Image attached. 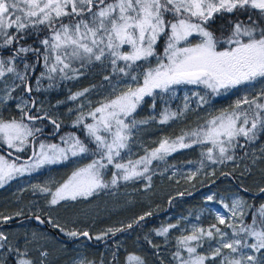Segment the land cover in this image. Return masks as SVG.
Listing matches in <instances>:
<instances>
[{
  "label": "snow or ice",
  "instance_id": "1",
  "mask_svg": "<svg viewBox=\"0 0 264 264\" xmlns=\"http://www.w3.org/2000/svg\"><path fill=\"white\" fill-rule=\"evenodd\" d=\"M224 14L234 19H229V27L222 26L217 35L210 30L211 24ZM41 33L46 35L41 38ZM32 36L37 46L26 42ZM0 52L7 53L0 55V92L3 93L0 107L15 100L19 112V118L0 115V142L12 150L7 156L0 155V187L45 166L91 157L89 163L76 168L54 190L48 185H33L34 190L50 196L49 206L87 200L118 187L120 182L145 179L150 187L152 176L148 173L154 172L151 168L154 161L166 163L172 154L199 146V167L187 177L194 178L205 167V160L212 164L235 161L237 148L255 144L264 134V0H0ZM29 54L34 62L27 61ZM97 63L109 67L112 76L126 78L128 82L119 91L113 87V97L105 98L95 107L88 101L90 110L86 113L83 104L68 109L69 113H77L71 127L83 133V139L76 132H67L59 135L57 143L40 140L44 121L53 126L50 133L53 136L60 133L63 121L45 111L43 104L38 105L32 93L50 91L63 81L79 79L84 74L81 69ZM38 65L43 70L35 76L33 86L31 80ZM45 80L47 87L43 86ZM104 80L111 82V77L104 76ZM257 83L261 87L254 95H243L229 109H222L196 128L182 131L175 138L165 137L156 147L145 148L143 156L132 158L134 133L141 125L156 120L155 116L137 119L136 113L146 97L152 98L151 107L155 109L157 90L174 96L177 86H202L203 95L198 91L192 93L197 108H202L214 96L252 88ZM90 91L85 88L72 93L68 100L79 101ZM63 103L57 101V105ZM187 111V102L178 112L165 108L157 122L167 124L184 117ZM37 121L42 126L37 127ZM259 151L260 157L252 153L253 164L264 159V146ZM25 152L30 153L26 158L13 157V153ZM110 166L114 170L108 180L105 173ZM245 170L251 172L250 168ZM260 192L264 193V188ZM206 199L213 201L215 196L208 195ZM218 203L223 210L209 209L215 212L216 223L207 228L192 225L188 234L182 233L177 238L173 258L179 264H217V258L219 264H264V203L256 206L239 195L231 205L223 200ZM151 215L149 212L140 216L126 228L139 225ZM0 219L7 223L13 217ZM35 219L45 223L39 214ZM47 223L70 238H93L88 231H66L51 217ZM178 226L179 223L162 226L155 234L167 238L170 230ZM124 230V227L109 228L95 239L115 236ZM28 243L25 241L21 248L0 231V264H45L48 252L36 249L38 255L34 257ZM205 243L207 252H199ZM224 249L229 252L224 253ZM76 264H94V261L82 259ZM127 264H145V261L129 255Z\"/></svg>",
  "mask_w": 264,
  "mask_h": 264
},
{
  "label": "rangeland",
  "instance_id": "2",
  "mask_svg": "<svg viewBox=\"0 0 264 264\" xmlns=\"http://www.w3.org/2000/svg\"><path fill=\"white\" fill-rule=\"evenodd\" d=\"M28 56H32V55L29 54ZM151 64L154 66L155 60H152ZM144 67L145 68L148 67V64H145ZM109 72L111 73V69ZM126 82H128L126 81V78L121 79V77L116 76V78L112 82H105L103 84H100L97 88L93 87L94 89L92 88L90 92L86 93L85 97H81L79 101H73L72 104L67 109L60 111L58 113L55 112V116H58L60 120L61 118H67L68 122L70 121V126H71L72 122L76 118L77 113L75 111L72 113H69L68 109L70 108L77 109L78 104H83L84 112L86 113L87 111L90 110L88 106V101H91L92 102L91 106L95 107L98 102L103 101L105 98L110 99L113 97L114 95L113 87H116L117 91H119L125 86ZM260 87L261 85L257 83L255 87H252V88H256L255 91L257 92L259 91ZM197 91L200 92L202 95L205 92L202 86L182 85V86H177L175 88V95L177 96L176 98L179 99L178 110L179 111L182 110L186 102L189 104V111L185 113V116L188 113H191V110L197 104L196 98L192 96V93L197 92ZM168 93L172 94L171 92H168ZM165 94L166 93H160L159 90H157V95L155 96V109H152L151 107L152 98L146 97L145 102L142 104V106L138 109L136 113L137 119H143L149 116H155L156 120L150 121V123L147 125H141L139 127V130L134 133V136H133L134 142L131 144L133 159H136L139 156H143L145 154L144 153L145 148L156 147L158 142L166 137V135L164 134V129L161 126L168 125L171 121L167 124H159L157 122L160 119V113L165 108L168 109L167 106L161 105V99ZM0 95H3V93L0 92ZM185 96L189 97L187 101L185 100ZM224 96H227V94H221L219 96H214L211 98V103L209 104V107L211 108L206 110V114L204 118L205 120L210 119L211 116L218 115L222 109H229L230 106L234 104L235 101H233V103H230L231 105L229 106L221 107L222 105L220 104L219 101H221L222 98L223 99L226 98ZM10 102L11 101H8L6 105H8ZM6 105H4L3 107H0V109L3 110V112H7L6 110L8 109V107H6ZM145 109L148 112L147 117L143 115ZM10 110H12V108H10ZM15 110L17 109L15 108ZM139 114H141V117L138 116ZM185 116L178 119V122H183V120H185L184 119ZM191 122L192 123H189L183 126L180 125V127L176 129L174 136L172 138L179 136L182 133V131H189L193 128H196L197 127L196 123L197 122L199 123L200 120L194 119ZM262 146H264V140L259 139L258 141H256L255 144L250 145L247 149L242 150L240 153H238L237 155L239 157L235 161H227L223 163L224 169L221 168L222 164H219V163L212 164L210 161L205 160V167L201 169L194 178L188 179L187 177L191 175V172L195 171V169L199 167L198 162L201 159V155H200L201 148L199 146H194L193 148L195 150L193 151L196 152V154H193V153L191 154L196 156L198 159V161L195 163H189V162L174 159L172 165L163 167L167 163V160H166V163L156 162L157 164H160L163 167L161 170V177L164 180L165 179L170 180L173 185L167 184L165 183V181H163L162 185H157L156 187H151V186L147 187L146 185L144 187H141L142 188L141 190H136V189L121 190L120 189L121 182H120L118 187L116 188H110L108 189V191L106 190L101 191L99 193V201L96 203H92L94 202V200H96V199H92L94 196L88 198L87 200H84V199L77 200L78 202H83V207L80 209H75V212H73L68 217V219H70V222H72L73 224H78V223L85 224L88 220H91V219L96 220L99 218H103L104 220H108L110 224V225H106L105 228H103L102 231L106 232L107 229L109 228L115 229V228L126 227L127 224L136 220L138 217H135L134 215H130L131 213H129L128 211H130L132 208H134V206L138 205L139 203H142L145 206H147L149 209H147L146 212L149 213L158 207V206L152 207V204L155 202V200L158 199L159 202L162 203L165 200L166 196L170 194L169 192H173L174 194H180V193H183L184 191L193 190V189L198 188L199 190L197 191V194L201 196L204 202V208L206 209V213L209 214L210 217H212V219H214V221L216 222L215 212L209 211V209L223 210L222 205L218 203L219 201L223 200L224 203L231 205L232 200L237 195L241 196L239 191L235 187H233L226 180L220 179L219 175L221 173L228 172V171L234 172L235 170H237L241 174L243 173V175H248V174L254 175L259 169H261L260 163L264 159H258L256 164H253L252 163V153L255 152V155L257 157H260L261 153L259 149ZM187 150L189 149L178 151L169 157L176 156V154L187 151ZM245 152L248 153L247 156H245ZM85 158L86 157H77V158H72L68 162H65L62 164L45 166L43 169L39 171L33 172L31 174H25L23 176H19L16 179L7 183L6 185L8 186L14 185V187L17 189V192H27V195L25 198H28V199L34 198L36 197L35 194L39 195L41 194V192L38 190H34L33 185H41V186L48 185L49 187H52L54 190L55 186H58L60 183H63L65 180H67V178L71 175V173L76 168L86 165V163L84 164V162L88 158L90 162L91 157H87V159L83 161ZM246 168H250L251 172L246 171L245 170ZM213 171L215 172V175H212ZM111 172L112 171H110V169L106 171L105 173L106 179L108 180L111 179ZM173 173H175V175H173ZM208 181L210 182L214 181V182L211 185L205 187L206 185L205 183ZM216 188H220L221 190H223V192L220 193L219 191H215ZM213 194L215 196V199L213 201H208L206 197L208 195H213ZM75 202L76 201H72V203H75ZM81 209L82 211H80ZM197 216H199V214H195L189 219H182L179 216L174 217L176 220L174 222L176 223H171V224H177V221H178L179 226L177 228L171 229L170 233L172 234L173 232V234H176V235H180L182 233L188 234V231H190L192 225L201 226L200 216H199V219L196 218ZM24 231L26 230L18 231V230L13 229V230H7L4 232H7L6 234H8L9 241L11 243L16 241V236L18 235L21 238V242L23 243L22 246H25V241H30L27 247L31 250V253L34 257L38 255L36 252V249L43 251L41 247H43L45 244L52 243V239L47 236L45 238L42 233L34 232L32 230L30 232H27V231L24 232ZM80 232H83V231H80ZM34 233H35V236H33ZM94 241H98V240L94 238ZM39 242H45V243L40 246ZM214 243L215 242L213 241V245ZM115 244L117 247H122L120 240H116ZM81 248H82V245L80 246L75 245L67 250L66 249L63 250L57 246L56 249L53 250V253L47 251L48 256L45 258V264L52 263L53 260L56 259L57 256L61 254H68V253H74L75 257H74L73 262L76 264V262L84 259L83 254L80 252ZM104 249H110V246L104 245ZM207 250H208L207 243H205L203 248L198 249V251L201 253H206ZM223 251L224 253L229 252L228 249H224ZM166 253L167 251H164V250L158 251V255L160 258L161 257L166 258L165 257ZM183 255L186 257L187 253L184 252ZM217 264H219V258H217Z\"/></svg>",
  "mask_w": 264,
  "mask_h": 264
},
{
  "label": "trees",
  "instance_id": "3",
  "mask_svg": "<svg viewBox=\"0 0 264 264\" xmlns=\"http://www.w3.org/2000/svg\"><path fill=\"white\" fill-rule=\"evenodd\" d=\"M231 18L234 19V17H230L228 14H226L224 16L223 24L228 23V20ZM44 35H46V33H41V38H43ZM26 42L37 46L35 36L29 37ZM0 55H7V53L0 52ZM28 62L31 63V61ZM22 67L23 65L21 64L20 68L22 69ZM42 70L43 69L40 67L38 71L40 72ZM81 71L84 74L81 75L79 79L63 81L60 83L58 88H54L50 91L40 92V95H42L43 97V102L47 104L46 110L52 113H58L60 111H63L67 109L73 102L71 100H68V96L70 94L75 93L77 91H82L85 88H89L92 90L93 86L94 88H97L100 84L110 82L104 80V76H110L111 82L114 81V79L116 78V76L111 75V73L109 72L110 69L108 67H103L99 65V63L93 66H89L87 68H83L81 69ZM47 84V80L43 81L44 87H47ZM33 86H35V82L33 83ZM19 92L20 90L17 89V93ZM13 95H16V93H14ZM176 97V95L173 96L170 93H166L161 99V105L167 106L170 111L178 112L179 99ZM58 100L65 101V103L57 105ZM210 108L211 107H209V105H205L202 108H197L196 104L191 110V113H188L185 116V120H183V122H178V119H176L172 120L168 125L161 126L164 129V134L166 135V137L172 138L176 129H178L180 125L183 126L192 123L191 121H193L194 119H199L200 122H197L196 126L200 125L205 120L204 118L206 110ZM143 115L147 117L148 112L146 109L144 110ZM138 116L141 117V114H139ZM61 120L63 121L61 131L58 134L57 138L53 141V143L59 142V135L67 132H76V134L81 136L82 139L84 138L83 133L70 126V123L68 122L67 118H61ZM260 139H264V134L261 135ZM241 143H244L243 139H241ZM249 146L250 145H246V147L243 149L237 148L236 153H240L242 150L247 149ZM193 150L195 149L191 148L187 151L176 154V156L168 157L167 163L163 167L172 165L174 159L185 162H197V157L193 155L196 154V152H194ZM238 157L239 156L237 155V158ZM86 159L87 157L83 161H85ZM88 162L89 158L84 162V164H87ZM156 162L158 161H155L151 166V168L154 169V172L148 173L152 176L150 182L151 187L162 185L163 181H165V183L167 184L173 185L170 180H164L161 177V170L163 167L160 164H157ZM260 165L261 169H259L254 175H241L240 172L235 170L234 172H224L230 173V175L225 176L220 174L219 178L222 180H226L233 187H235L239 191L240 195L248 201V203L258 206L260 203H264V193L260 192V189L264 188V160L261 161ZM221 168L224 169L223 164ZM109 169L110 171H113L111 166L109 167ZM213 182H206L205 187L211 185ZM148 184L149 182L145 179L130 182H121L120 189L141 190V187H144ZM244 189H247V191H244ZM198 190V188L193 190H187L183 192V195L169 192L170 194L166 196L165 200L162 203L159 202L158 199L155 200V202L152 204V207H158L152 212H150L152 213L151 216H146L143 221H140L139 225H136L131 229H127L126 227H124L125 230L117 233L115 236L108 235L98 241H94V239H92L91 241L95 245H89L88 242L84 239L74 241L73 245H82L80 252L83 254L84 260L94 261V264H101V262H103V264H127L126 259L129 255L139 256L145 261V264H179V262L173 258V253L177 250V238H179L181 234L176 235L173 234V232L171 234L170 230L168 237L165 238L162 236H157L155 234V230L161 228L162 226H166L167 224L176 223L174 222L176 221L174 217L177 216L181 217L182 219H189L193 215L199 214L201 226L204 228H207L210 224L216 223L214 219H212V217H210V215L206 213V209L204 208V202L201 196L197 194ZM106 191H108V189H106ZM215 191H219L220 193L223 192V190H221L220 188H216ZM2 194L3 190H0V200L9 198L2 196ZM22 197L25 198L26 196H21V198ZM5 207L6 206L0 201V214L2 212V209ZM72 207L74 209L81 208L83 207V202L76 201L75 203H72ZM147 209H149L147 206L142 203H139L128 212L131 213L130 215H134L135 217L139 218L143 214L147 213ZM248 221L250 222V217L248 218ZM177 223L179 222L177 221ZM106 225H110L108 220L106 221ZM220 227L223 228V226ZM116 240L121 241L122 247L116 246ZM149 240L151 241V244L148 242ZM104 245L110 246V249H104ZM160 250L167 251L165 256L166 258L159 257L158 251ZM113 252L116 253L115 258L113 257ZM74 257V253L61 254L57 256L52 263L49 264H75L73 262Z\"/></svg>",
  "mask_w": 264,
  "mask_h": 264
},
{
  "label": "flooded vegetation",
  "instance_id": "4",
  "mask_svg": "<svg viewBox=\"0 0 264 264\" xmlns=\"http://www.w3.org/2000/svg\"><path fill=\"white\" fill-rule=\"evenodd\" d=\"M225 15L226 14H224L223 16H217L215 21L211 24L210 30L215 31L217 35H220V28L222 26L225 29H227L229 27L227 25L228 23L223 24V20H224ZM225 34H226V32H225ZM27 61L34 62V57L28 56ZM39 69H40V66H39L38 70ZM38 70L31 80L32 84L35 82V76H37L39 74ZM255 89L256 88L243 87V88L230 90L228 93H226L227 96H224L226 98H224V99L222 98V100L219 101L220 104L222 105L221 107H224V106L226 107V106L231 105L230 103H233V101L240 99L246 93H248L249 96H252L253 94L256 93ZM24 95H25V98H27V95L26 94H24ZM32 97L36 99L38 105L43 104L44 110L48 111V110H46L47 104L43 102V97H42V95H40V92L34 91L32 93ZM16 103H17V101H15V100L10 102L8 105H6V107H8V109L6 110L7 112H3V110H1L0 115H2L4 118H12L13 116L19 118V112L17 110H15V104ZM224 104H226V105H224ZM10 108H12L13 111L10 110ZM9 111H11V112H9ZM33 112L35 113V110H33ZM48 112L50 115H53L54 117H56L54 112L53 113L50 111H48ZM69 123H70V121H69ZM36 126L37 127L42 126L41 122L37 121ZM43 126H44V133L39 136V139L42 141H45V142H53L57 138V137H55V138L50 137L51 136L50 133H52V131H53V126L50 123H48L47 121L43 122ZM261 140H264V139H261ZM0 148L3 151H12L10 149H7L6 145H3L2 142H0ZM3 151L0 150V155H6ZM29 154H30L29 152L19 153V154L13 153V157L15 155H20L23 159V158H26L27 155H29ZM13 157H9V159H12ZM0 190H3L2 196L9 197V198H5V199L0 200L1 203H3L6 206L5 208L2 209L0 217H13V219L8 221L7 223H5L2 219H0V231H7V230H13L14 229V230H18V231L26 230L27 232H30L32 230L34 232L42 233L45 238L47 236V237L52 239V243L45 244L43 247H41V249L43 251H49V252L53 253V250L56 249L57 246L63 250H65V249L67 250V249L74 246L73 240L75 238L68 237L64 233H61L57 228L52 227V225L50 223H47V220L49 217H51V219L54 222L59 223V225L61 227L65 228L66 231H71V230H75L78 232L88 231L89 235L91 237H93L92 239L95 238L94 236L100 235V234L102 235L104 233L102 230H103V228H105L107 220H104L103 218H99L96 220L91 219V220H88L85 224H83V223L73 224L72 222H70V219H68V217L73 212H75V209L72 207V201L63 202L61 205H57V206H49L48 200H50V196H48L47 194H44V193H41L39 195L35 194L36 197L28 199V198H23V197L21 198V196H26L27 192H17V189L14 187V185H12V186L11 185L10 186L4 185L3 187H0ZM15 197H17V198H15ZM93 199H96V200H94V202H92V203L98 202L99 201V194L95 195L93 197ZM19 206H20V208H19ZM76 209H80V208H76ZM80 211H82V209ZM18 212L22 213V215L16 216L15 214ZM36 214H39L41 216V219L45 220V223H44L45 227H41V226L33 223L32 220L29 219V218L35 217ZM26 231H24V232H26ZM5 233H7V232H5ZM109 235H111V234H109ZM81 239L86 240L85 238H81ZM17 243H19L18 245L21 248L24 247V246H22L23 243L21 242V238L19 237V235L16 236V241L13 242L12 244H17ZM44 243L45 242H39V245L41 246ZM88 244L89 245H95L93 243L90 244L89 242H88Z\"/></svg>",
  "mask_w": 264,
  "mask_h": 264
},
{
  "label": "water",
  "instance_id": "5",
  "mask_svg": "<svg viewBox=\"0 0 264 264\" xmlns=\"http://www.w3.org/2000/svg\"><path fill=\"white\" fill-rule=\"evenodd\" d=\"M38 67H39V65L37 66V69H38ZM37 69H36V71H37ZM35 73H36V72H35ZM35 73L33 74L32 78L34 77ZM57 136H58V134L55 135V136L51 135L50 137H51V138H55V137H57ZM0 150L3 151L1 148H0ZM3 152L7 155V153H8L9 151H3ZM145 218H146V217H145ZM29 219L32 220L33 223H35V224H37V225H39V226H41V227H45V224H40V223L35 219V217L29 218ZM135 226H136V225H134L133 227H135ZM81 238H85V237H83V236H79V237L75 238L73 241L79 240V239H81ZM85 239L91 244V240H89V239H87V238H85Z\"/></svg>",
  "mask_w": 264,
  "mask_h": 264
}]
</instances>
